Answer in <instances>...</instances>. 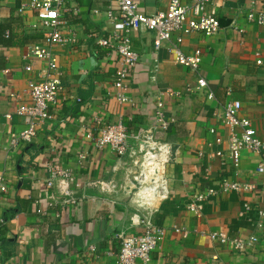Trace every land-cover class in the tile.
<instances>
[{"label":"crops","instance_id":"obj_1","mask_svg":"<svg viewBox=\"0 0 264 264\" xmlns=\"http://www.w3.org/2000/svg\"><path fill=\"white\" fill-rule=\"evenodd\" d=\"M135 1L140 11L152 14L166 10L170 0ZM17 6L0 0V22L19 17L14 30L42 42L44 28L33 27L35 14H20ZM64 6L61 30L75 39L53 47L64 90L51 118L38 123L36 138L18 149L11 139L23 129L25 117L16 110L29 104L27 84L42 77L46 62L24 58L30 44L0 46V170L8 185L0 203V264H118L117 235L142 232V213L114 199L131 171L137 140H129L133 151L122 156L109 146L94 147L85 135L95 130L96 117L103 124L122 120L140 137L151 130L152 140L160 141L157 163L167 191L154 198L149 211L163 228L152 264H214V255L224 264H264V227L252 224L258 220L256 209L264 208V175L256 170L261 157L244 150L233 166L227 157L230 128L221 118L226 103L239 100L240 115L264 137V23L247 19L250 11L264 12V0L208 4L221 30L213 36L187 34L180 46L185 54L202 51L197 71L176 61L173 41L155 49V32H132L138 60L128 80L132 101L126 103L117 101L113 88L120 57L115 48L98 44L99 38L112 37L109 2L64 0ZM199 77L206 79V88H196ZM165 89L173 93L164 97L168 126L154 129L156 96ZM51 164L69 170L73 179L48 185ZM100 180L114 186L100 189ZM224 180L254 183L257 189L225 191ZM208 189L215 193L199 216L188 203ZM251 234L256 243L243 250L234 246Z\"/></svg>","mask_w":264,"mask_h":264},{"label":"built area","instance_id":"obj_2","mask_svg":"<svg viewBox=\"0 0 264 264\" xmlns=\"http://www.w3.org/2000/svg\"><path fill=\"white\" fill-rule=\"evenodd\" d=\"M17 2V11L22 14L25 11H32L37 19L36 27H43V41L28 45L24 58L39 59L46 62L42 77L39 80H30L27 84V96L29 104L17 108L16 113L24 116V126L21 132L12 137L11 146L18 149L22 145L31 143L37 136L38 123L51 118L50 109L56 106L59 96L63 92V85L60 78L57 59L53 50L55 45H67L74 42V37H67L61 30V15L64 10V0H5ZM107 16L110 23L114 25L111 38L101 37L98 44L102 47L115 48L120 62L116 70L113 88L115 97L119 103L131 102L128 96V83L131 70L138 60V53L134 50L131 43L130 34L138 30H148L155 32V49H159L166 42L173 41L175 59L193 71H197L201 63L202 51L195 50L192 54H185L181 49L183 37L187 34L199 32L205 36L216 35L220 30V23L217 17L207 10L208 4L214 0H194L190 5L181 0H170L167 9L157 11L152 14H146L139 10L135 0H107ZM247 19L251 22L264 23V12L250 11ZM259 56V52L257 53ZM257 63H261L260 57ZM26 70H31L32 66L27 65ZM207 87V81L204 77L197 80V89ZM170 89L161 91L156 96L155 101V126L154 129H166L168 122L165 119L164 97L172 95ZM15 94L12 93L11 96ZM15 97V96H14ZM208 98H213V93H208ZM78 101L80 99H77ZM241 102L239 100H230L226 103L221 114L222 121L230 128L229 149L227 157L233 166L237 167L241 161L242 151L248 150L258 154L261 162L257 166V172L264 175V137L259 136L253 128L249 118L240 115ZM11 118V114L5 115ZM92 145L96 148L105 146L111 147L117 155H125L132 150L130 139L138 140L139 133L131 134L127 125L118 120L113 123L103 124L100 117L95 119V130H90L85 135ZM161 146L159 147V149ZM48 185H55L58 180H72V174L56 164L48 166ZM98 186L103 190H111L114 186L110 181H98ZM264 187V186H263ZM223 190H235L237 192H250L256 190L254 183L241 182L239 180L223 181ZM8 191L7 180L3 171L0 170V203ZM70 195L69 192H65ZM215 193V190L208 189L205 192H199L193 195L188 203V209L197 215L202 214L204 203L209 195ZM246 211L252 207L245 204ZM258 220L253 222L255 228L264 227V208H258ZM142 232L138 234L120 233L117 238L120 241V247L116 254L118 264H152V253L155 251L159 238L163 233V228L158 225L153 216L148 212L142 214L139 223ZM1 228V221H0ZM214 233L212 237L214 238ZM225 241L226 237L221 236ZM258 237L251 234L247 239L233 241L234 246L243 250L247 246L256 243ZM95 250L94 247H90ZM107 254H111L108 252ZM214 264H224L214 255L212 257Z\"/></svg>","mask_w":264,"mask_h":264},{"label":"water","instance_id":"obj_3","mask_svg":"<svg viewBox=\"0 0 264 264\" xmlns=\"http://www.w3.org/2000/svg\"><path fill=\"white\" fill-rule=\"evenodd\" d=\"M151 130L143 132L136 141L132 153L131 171L120 192L114 196L117 201L133 207L142 214L151 211L154 198L167 191V182L157 163L160 141L152 140Z\"/></svg>","mask_w":264,"mask_h":264},{"label":"trees","instance_id":"obj_4","mask_svg":"<svg viewBox=\"0 0 264 264\" xmlns=\"http://www.w3.org/2000/svg\"><path fill=\"white\" fill-rule=\"evenodd\" d=\"M18 18L0 22V46L10 47L18 44H32L41 39L17 33L13 28V23H19Z\"/></svg>","mask_w":264,"mask_h":264}]
</instances>
